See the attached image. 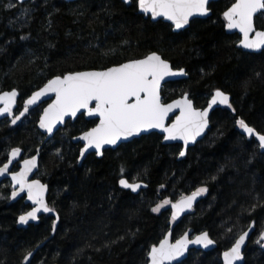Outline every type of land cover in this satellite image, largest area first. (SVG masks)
I'll return each mask as SVG.
<instances>
[{
    "label": "trees",
    "instance_id": "trees-1",
    "mask_svg": "<svg viewBox=\"0 0 264 264\" xmlns=\"http://www.w3.org/2000/svg\"><path fill=\"white\" fill-rule=\"evenodd\" d=\"M232 2H212L210 16L174 32L169 23L138 13L135 0L131 6L122 0H12L13 8L5 7L9 0H0V90L18 89L17 111L54 75L105 68L153 51L188 74L162 86L164 102L188 92L195 106L203 107L220 88L230 94L235 109H215L207 134L180 159V145L163 144L153 132L106 149L101 157L90 153L78 165L80 143L72 137L95 120L79 115L68 121L43 144L36 174L49 186L48 205L59 213L56 231L50 237L53 214L17 227V217L29 206L23 198L11 201L10 182L2 181L0 264H23L27 252L41 242L30 264H147L149 248L172 225L173 239L191 230L207 231L216 241L213 250L190 251L183 264H222V251L253 221L242 264H264V247L256 243L264 228V151L236 124L243 118L264 132V49L245 52L235 45L239 35L225 32L223 12ZM22 8L32 10L23 26ZM255 25L264 28V15L255 17ZM109 49L114 53L105 55ZM42 106L15 125L0 120V165L13 147L22 148L26 157L42 144L44 135L36 126ZM123 176L144 181L147 188L124 190L118 185ZM202 185L208 192L178 221L171 220L169 207L152 212L160 200L176 201ZM253 204L257 207L250 211Z\"/></svg>",
    "mask_w": 264,
    "mask_h": 264
},
{
    "label": "snow or ice",
    "instance_id": "snow-or-ice-1",
    "mask_svg": "<svg viewBox=\"0 0 264 264\" xmlns=\"http://www.w3.org/2000/svg\"><path fill=\"white\" fill-rule=\"evenodd\" d=\"M209 2L210 0H138V8L142 14H150L153 20L163 18L171 22L170 26L174 30H181L190 26L192 18L208 16L210 13ZM17 3L22 4L23 0H17ZM123 3L131 6L133 0H123ZM15 6L12 0H9V3L5 5L6 8ZM31 12L30 8L21 9L23 17L21 26L29 22ZM257 14L264 15V0H234L223 13L227 21V28L229 30L237 29L242 34L240 46L244 49H264V30H257L254 23V17ZM29 36L30 34L22 35L20 39L27 40ZM109 53H114V50L109 49L105 55ZM186 75L185 69H174L168 59L153 51L142 58L130 59L103 70L76 71L56 75L48 80L43 88L33 92L25 100L23 110L19 111L18 115L13 112L18 96L17 90L0 92V102L3 103V107H0V116L7 114L11 117L10 123L15 125L21 117L29 112L30 106L35 105L42 97L54 93L55 100L43 109L39 118V127L46 130L49 135L53 134L56 125L62 122L66 116L74 118L78 113L80 115L86 113L89 117L99 119V123L95 127L75 138L84 142V147L80 149V160H83L86 154H90V149L95 150L97 156H102V149L106 145H117L118 142L139 136L150 129H160L166 134L165 140H182L184 147L179 152V156L185 157L189 144L195 143L196 138L208 128L209 111L213 106L221 104L232 108L229 95L219 88L212 95L208 107L204 109L195 108L187 93L172 103H163L162 82H166V78ZM174 109H179V115L175 116L171 124H166L169 113H173ZM232 111L235 112V109L232 108ZM236 124L242 130V134H246L250 140L256 139L258 147L264 149V132L250 126L243 118L238 119ZM21 151L20 147L11 149L8 163L0 167V176L5 174L11 176L12 199L26 191L27 198L33 201L35 206L31 211L18 218L19 223L27 224L29 220H37L38 213L54 212L55 209L50 208L44 199L47 185L42 184L38 179L31 181L28 179L29 173L37 168L39 149H37V156L23 160V167L20 171L9 172V165L21 154ZM56 154L63 158L60 149L56 150ZM223 170L222 166L218 171L222 172ZM123 171L122 168L121 172L123 173ZM211 179L215 180L216 177L213 176ZM119 184L133 192L141 187H146L140 182H129L126 178H121ZM163 187L164 185H161V188ZM207 192L208 187L202 185L189 195H182L175 203L170 199H164L151 210L158 213L161 208L170 205L172 208L171 220L176 221L186 210L193 208L198 197ZM256 207L257 205L253 204L250 211H254ZM59 219L60 216L57 213L56 221L52 225L53 233L56 231V222ZM254 227L255 221L252 222L249 230L239 234L231 247L223 252V264H237L244 260L242 249L246 247V241ZM227 231L231 233L233 229L228 228ZM170 236L171 232L160 240L158 245H151L147 252L148 264H172L174 261L176 264H183L182 258L188 252L189 245H202L207 249L216 243L210 238L207 231L195 235L192 239H189V232L186 231L174 243L170 242ZM256 243L264 247V230L260 232ZM87 246L92 247V244L89 243ZM103 246L108 247L109 243H105ZM96 250L99 251V249ZM32 256V251L27 252L24 257L26 264H30Z\"/></svg>",
    "mask_w": 264,
    "mask_h": 264
},
{
    "label": "water",
    "instance_id": "water-1",
    "mask_svg": "<svg viewBox=\"0 0 264 264\" xmlns=\"http://www.w3.org/2000/svg\"><path fill=\"white\" fill-rule=\"evenodd\" d=\"M14 1L17 2V0H14ZM26 1H28V0H23V2H26ZM65 1H67V2H72V1H75V0H65ZM122 1H123V0H122ZM210 1H214V0H210ZM233 2H234V1H233ZM233 2H232V3H233ZM232 3H231V4H232ZM231 4H230L228 7H230ZM136 6H137V12L140 13V14H142V13L140 12L139 8H138V0H137V2H136ZM228 7H227V8H228ZM227 8H226L224 11H226ZM223 13H224V12H223ZM142 15H143L145 18L149 17L152 21H157V20H160V19H161V20H163V21H165V22L171 24V22L166 21V20H164L163 18H157V20H153V19L151 18L150 14H142ZM210 15H211V10H210V13H209L208 16H210ZM257 15H258V14H257ZM257 15H256V16H257ZM208 16H206V17H208ZM256 16H255V17H256ZM206 17H199V16H198V17H194V18H192V20H194V19H196V18H206ZM223 17H224V16H223ZM255 17H254V23H255ZM192 20H191V21H192ZM224 20H225V23H224V30H225V32H226V33H229V34H235V33H236V34L239 35L238 41H237L236 44H235L237 48H239V49H241V50H243V51H245V52H251V53H259L260 51L263 50V49H261V50H249V49H244V48H242V46H240V40L243 38V37H242V34H241V33L239 32V30H237V29L229 30V29L227 28V26H226V25H227V21H226L225 18H224ZM187 27H188V26H186L185 28H187ZM255 27H256V25H255ZM256 29H257V30H264V28H257V27H256ZM172 30H173L174 32H178V31H180V30H174L173 28H172ZM181 30H183V29H181ZM148 54H149V53H148ZM143 57H144V56H143ZM139 58H142V57H139ZM139 58H135V59H139ZM126 61H128V60H126ZM126 61H124V62H126ZM122 63H123V62H122ZM114 65H117V64H113V65H110V66H108V67H112V66H114ZM108 67H105V68H108ZM105 68H100V69H98V68H90V69H82V70H76V71L103 70V69H105ZM173 68H174V69H180V68H175V67H173ZM181 68L185 69L184 67H181ZM76 71H70V72H76ZM185 71H186V70H185ZM66 73H67V72H66ZM58 75H62V74H58ZM54 76H56V75H54ZM54 76L50 77L48 80L52 79ZM187 77H188V74H187L186 76H175V77H171V78H166V82H162V84H161V89H162V86H163L164 84L168 83V82L181 80V79H184V78H187ZM48 80H46V81H45L40 87H38L37 89L33 90V91H32V92H31V93H30V94L24 99V102H25V100H27L28 97H30V96L32 95L33 92L38 91L40 88H43L44 85L47 83ZM12 89H16L17 92H18V96H17V98H16V104H15L14 107H13V112H14V114L18 115V114H19V111H22V110H23V107H22L19 111L16 110V109H17V101H18V98H19V91H18L17 88H12ZM12 89L0 90V92L11 91ZM216 89H217V88H216ZM216 89H214V90L212 91L211 95H210V96L208 97V99H207L206 104H205L203 107H196L195 104H194V102H193V100L190 98L188 92H184L183 94H181V95H179V96H177V97H175V98H173V99H171V100H169V101H167V102H164V101H163V97H162V102H163V103H172V102L175 101V100L181 99V97H182L185 93H187V94H188V98L193 102V106H194L195 108H197V109H204V108H207V107H208L209 101L211 100V97H212V95L214 94V92H215ZM219 89H220V88H219ZM221 90H222V89H221ZM222 91H223V90H222ZM224 92H225V91H224ZM225 93L229 95V97H230V101H231V96H230V94L227 93V92H225ZM161 96H162V94H161ZM54 100H55V94H54V93H50V94L46 95L45 97H42V98H41V99H40L35 105L30 106L29 111H31L32 109L36 108L37 106L43 104L42 109H41V112H40L39 117H38V120H37V122H36L37 129H38V130L44 135L43 142H42V144H40V145L36 148L35 153L32 154V155H30V156H26V157H24V155H23V154H24V151H23V149L21 148V149H22L21 154L13 160L12 164L9 165V172H18V171H20V169L23 167V160H24V159H29V158H31L32 156H37V149H39V155L37 156V168L33 169V171H32L31 173H29L28 179H29V181H31V180H35V179H38V180H40V182H41L42 184L47 185V189H46V191L44 192V199H45L46 202H47V196H48V193H49V186H48V184H47L46 182H44V181H42L41 179H39L38 177H36V174H37V172H38V170H39V164H40V163H39L40 151H41V149H42V147H43V144H44L45 142H47L48 140H50V139H51V138H52V137H53V136H54V135H55V134H56V133L62 128V127H64V125H65L68 121H74V120L80 115V114L78 113V114H77V117H74V118H73V117H68V116H66L62 122H59V123L56 125V128L54 129L53 134L49 135V134L46 132V130L41 129V128L39 127V118H40V116H41L42 113H43V109L46 108V107L48 106V104L52 103ZM23 106H24V104H23ZM93 106H94V104H93ZM0 107H3V103H2V102H0ZM223 107H228V106H227V105H221V104H217V105H214V106H213V108L209 111V125H208V128L205 129V132H204L201 136H199V137L196 138V142H195V143H190L189 146H188V148H189V147H192L193 145H195L199 140H201V139L207 134V132H208V130H209V128H210V116H211L212 112H213L215 109H217V108H223ZM82 111H83V110H82ZM26 114H28V113H26ZM26 114H25V115H26ZM176 115H179V109H174V110H173V113H169V119L166 121V124H171V122L175 119V116H176ZM84 116H85L87 119H95V120H96V123H95L92 127H95V125L99 123V119H98L97 117H89V116H87L86 113L84 114ZM23 118H24V117H21V119H20L19 121H17V123H20V122L23 120ZM2 119H8V120L10 121V120H11V117H9L7 114H5V115H3V116H0V120H2ZM17 123H16V124H17ZM92 127H90V128H92ZM90 128H88V129H90ZM88 129H86V130H84V131L80 132L79 134H77V135H75V136L72 137V141H73L74 143H80V149L84 147V142L81 141V140H77V139H75V138H76V137H80V136L82 135V133L85 132V131H87ZM240 130H241V129H240ZM241 131H242V130H241ZM153 132H155V133H157V134H159V135L162 136V143H163V144H179V145H180V151L183 149L184 145H183V141H182V140H179V139H177V140H165V139H164V136H165L166 134L163 133L160 129H150V130H148L147 132H144V133H142V134L139 135V136L130 137V138H128L127 140H124V141L118 142L117 145H106V146L104 147V149H102V152H104V150H106V149H115V148H117V146H119V145L122 144V143L129 142V141H131V140H133V139H135V138H139V137H141L142 135H147V134H150V133H153ZM245 135H246V134H245ZM246 136H247V135H246ZM13 148H15V147H13ZM188 148H187V150H188ZM80 149H79V156H80ZM262 150L264 151V149H262ZM10 151H11V150H10ZM10 151L8 152V155H7V159H6V161H5L3 164H1L0 167H3V165H4L5 163H8V160L10 159V155H9V154H10ZM89 152H90V153H93V154H95V155L97 156L95 150H91V149H90ZM186 152H187V151H186ZM87 155H88V154H86V156H87ZM79 156H78V165L82 164L83 160L85 159V158H84L83 160H80V159H79ZM86 156H85V157H86ZM97 157H101V156H97ZM177 158L180 159V158H182V157H180L179 154H178V157H177ZM16 164H18V167H17V168H15V165H16ZM121 178H126V177L123 176V177H121ZM121 178H119V180H120ZM126 179H128V178H126ZM4 180H8V181L10 182V185H11L12 190H13V182L11 181V176H10L9 174H5V175H3V176H0V183H1L2 181H4ZM119 180H118V185H119V187L122 188V189H124V190H129V191H131L132 193H138L140 190L147 188V183L144 182V181H141V180H129V182H140V183H142L143 185H146V187H141V188H140L139 190H137L136 192H133L131 189L123 188V187L119 184ZM17 187H18V186H17ZM11 192H12V191H11ZM189 194H190V193L185 194V195H189ZM201 197H202V196H200V197L197 198V201L194 203L193 208H194L195 205L198 203V201L200 200ZM10 198H11V193H10ZM20 198H23L24 203L27 204V205L29 206V208H28L27 210H25L24 212H22L19 216H21V215H23V214H25V213L31 211V209L35 206L34 203H33V201H30V200L27 198V192H26V191L23 192V193H20V195H19L18 197H16L15 199H12V198H11V201L15 202V201H17V200L20 199ZM177 200H179V199H177ZM177 200H176V201H177ZM176 201H172V202L175 203ZM47 204H48V202H47ZM48 206H49V205H48ZM49 207H50V206H49ZM50 208H51V207H50ZM193 208H192L191 210H186V212L183 213V214H181V216H180L176 221H178V220H179L180 218H182L183 216L189 214V213L193 210ZM169 209H170V216H171L172 208H171L170 205H169ZM45 214H53V215H55V221H56V214H57L56 211H54V212H49V213L40 212V213H38V219H37V220H29V222H28L27 224H21V223H19V222H18V218H19V216H18V217H17V227H19V228H23V227H26L28 224H38L39 219H40V216L45 215ZM57 224H58V221L56 222V226H57ZM251 224H252V222H251ZM251 224H250V225H251ZM250 225H249V227H250ZM249 227L246 228L244 231L249 230ZM172 230H173V225L167 230V232L165 233V235H164L160 240L164 239L165 236H167L169 232H171V236L169 237V240H170V242H172V243H174L175 240L178 239L181 235H183L186 231L189 232V239H192V238H194L195 235H197V234H199V233H201V232H204V231H200V232H196V233H195V232H193V231H191V230H186V231L183 232V234H181L179 237H177L176 239H173V238H172ZM263 230H264V228H263ZM253 231H254V229L250 232V234H249V238L251 237ZM240 234H241V233H240ZM52 235H53V231L51 232L50 237H51ZM237 237H238V236H237ZM237 237H236V238H237ZM210 238H211V237H210ZM249 238H248V240L246 241V246H247V244H248ZM211 239H212V238H211ZM160 240H159V241H160ZM233 243H234V242H233ZM43 244H44V242H41L40 244H38V245L32 250L33 255L36 253V251H37V250H38ZM158 244H159V242L156 243V245H158ZM215 246H216V243H215L214 245H212V246H209L207 249H205V248H203L202 245H189V250H188V252L185 254V257H183L182 259H183V261H184V260L189 256V253H190V251H192V250H198V251H205V252H206V251L213 250V249L215 248ZM230 247H231V246H230ZM230 247H229V248H230ZM229 248L223 250L222 253H221V262H222V264H223V256H222V254H223L224 251L228 250ZM245 248H246V247H245ZM245 248L242 249L243 253H244ZM149 250H150V248H149ZM32 257H33V256H32ZM32 257L30 258V261H31ZM147 258H148V257H147ZM243 261H244V260H243ZM243 261H239V262H237V264H242ZM23 264H26L25 260H24ZM44 264H47V263H44ZM52 264H55V263H52ZM147 264H148V261H147ZM172 264H176V262L174 261V262H172Z\"/></svg>",
    "mask_w": 264,
    "mask_h": 264
},
{
    "label": "flooded vegetation",
    "instance_id": "flooded-vegetation-1",
    "mask_svg": "<svg viewBox=\"0 0 264 264\" xmlns=\"http://www.w3.org/2000/svg\"><path fill=\"white\" fill-rule=\"evenodd\" d=\"M215 1H217V0H214V1H210L209 2V5L212 3V2H215ZM234 1V0H233ZM135 2H137V0H135ZM209 5H208V7H209ZM197 19V18H196ZM91 120H95V119H91ZM95 123H96V120H95Z\"/></svg>",
    "mask_w": 264,
    "mask_h": 264
},
{
    "label": "rangeland",
    "instance_id": "rangeland-1",
    "mask_svg": "<svg viewBox=\"0 0 264 264\" xmlns=\"http://www.w3.org/2000/svg\"><path fill=\"white\" fill-rule=\"evenodd\" d=\"M165 199H167V198H165ZM163 200H164V199L160 200L159 203H161ZM159 203H158V204H159ZM165 207H169V205H167V206H165ZM165 207H163V208H165ZM161 209H162V208H161Z\"/></svg>",
    "mask_w": 264,
    "mask_h": 264
},
{
    "label": "bare ground",
    "instance_id": "bare-ground-1",
    "mask_svg": "<svg viewBox=\"0 0 264 264\" xmlns=\"http://www.w3.org/2000/svg\"><path fill=\"white\" fill-rule=\"evenodd\" d=\"M25 157V156H24ZM248 245V244H247ZM245 251V250H244Z\"/></svg>",
    "mask_w": 264,
    "mask_h": 264
}]
</instances>
